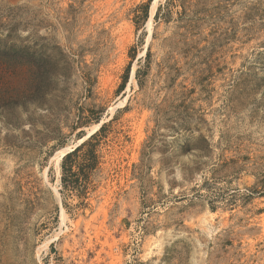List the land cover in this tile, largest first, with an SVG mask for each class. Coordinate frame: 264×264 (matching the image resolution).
<instances>
[{"label": "rangeland", "instance_id": "1", "mask_svg": "<svg viewBox=\"0 0 264 264\" xmlns=\"http://www.w3.org/2000/svg\"><path fill=\"white\" fill-rule=\"evenodd\" d=\"M152 2L0 0V264H264V0Z\"/></svg>", "mask_w": 264, "mask_h": 264}, {"label": "trees", "instance_id": "2", "mask_svg": "<svg viewBox=\"0 0 264 264\" xmlns=\"http://www.w3.org/2000/svg\"><path fill=\"white\" fill-rule=\"evenodd\" d=\"M140 71L137 72V77ZM104 127L79 144L73 151L66 154L61 162V189L63 196L79 198L77 206L84 207L91 188V173L98 167L99 154L97 145Z\"/></svg>", "mask_w": 264, "mask_h": 264}, {"label": "bare ground", "instance_id": "3", "mask_svg": "<svg viewBox=\"0 0 264 264\" xmlns=\"http://www.w3.org/2000/svg\"><path fill=\"white\" fill-rule=\"evenodd\" d=\"M156 3H157V0H153V2L151 4L150 10H149V20L147 22V25L148 26L151 24L152 16L154 15V12H155ZM133 77H134V71L132 70V72H131V79H133ZM98 126H99V123L95 124L94 127H92V130L94 128H97ZM65 149H68V148H66V147L65 148H61L60 150H58L56 152V155H55L56 156V161H55L56 162V165L55 166H56L57 169H59V163H60L61 157L65 153ZM55 194H56V197H58V193L56 192Z\"/></svg>", "mask_w": 264, "mask_h": 264}, {"label": "water", "instance_id": "4", "mask_svg": "<svg viewBox=\"0 0 264 264\" xmlns=\"http://www.w3.org/2000/svg\"><path fill=\"white\" fill-rule=\"evenodd\" d=\"M101 126V124L99 125V127ZM95 132V131H94ZM94 132H92L90 135H92ZM89 134H88V136L86 137V138H84L82 141H80V142H78L75 146H73V147H71V149L70 150H67L65 153H64V155L62 156V157H64L66 154H68L69 152H71V151H73L79 144H81L85 139H87L89 136H90ZM61 157V158H62ZM56 192L57 193H59L58 192V190H56Z\"/></svg>", "mask_w": 264, "mask_h": 264}]
</instances>
